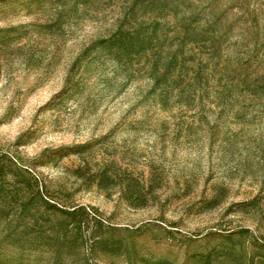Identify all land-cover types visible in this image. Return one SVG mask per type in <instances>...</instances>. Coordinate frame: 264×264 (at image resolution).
I'll use <instances>...</instances> for the list:
<instances>
[{
    "label": "rangeland",
    "instance_id": "obj_1",
    "mask_svg": "<svg viewBox=\"0 0 264 264\" xmlns=\"http://www.w3.org/2000/svg\"><path fill=\"white\" fill-rule=\"evenodd\" d=\"M201 256L264 264V0H0V264Z\"/></svg>",
    "mask_w": 264,
    "mask_h": 264
},
{
    "label": "trees",
    "instance_id": "obj_2",
    "mask_svg": "<svg viewBox=\"0 0 264 264\" xmlns=\"http://www.w3.org/2000/svg\"><path fill=\"white\" fill-rule=\"evenodd\" d=\"M127 46H125L126 48ZM29 202L25 204L28 206ZM47 210L52 209L50 206ZM57 211L68 220L67 229L62 232L55 231L54 227L51 234H47L42 230H39L40 237L36 238L35 249L41 246L48 247V250L54 249L57 256L63 254L67 255H79L84 248H89L91 253L100 251L101 253L108 254L111 256L119 255L125 250V244L121 240H116L114 237H106L109 232V227L104 226L102 218L96 214V212L89 213L86 207L79 206L73 207L72 209H59ZM95 211V210H93ZM92 215V216H91ZM94 215V216H93ZM46 222H48L46 220ZM93 224V225H91ZM107 229H106V228ZM41 239H47L48 242L45 244L41 243ZM201 259L210 262L209 256H201ZM85 264H91L90 259L87 257L83 258ZM145 264H175L169 260L162 258L150 257L143 260Z\"/></svg>",
    "mask_w": 264,
    "mask_h": 264
}]
</instances>
